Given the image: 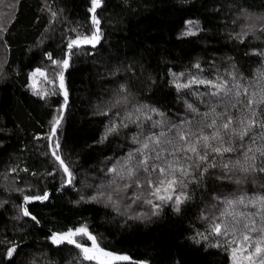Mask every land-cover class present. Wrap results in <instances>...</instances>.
<instances>
[{"label":"trees","instance_id":"trees-1","mask_svg":"<svg viewBox=\"0 0 264 264\" xmlns=\"http://www.w3.org/2000/svg\"><path fill=\"white\" fill-rule=\"evenodd\" d=\"M92 8V0H0V20L13 17L0 31V264H96L74 245L51 241L52 234L81 226L103 249L134 261L232 264L227 245L212 246L232 236H211L209 229L239 220L247 231L243 223L259 229L264 221V104L258 103L264 96V0H101L98 45L69 51L73 40L93 35ZM67 57L68 104L52 145L72 174L64 188L50 136L65 105L58 88L64 67L53 61ZM37 69L46 79L35 91ZM193 79L191 87L177 89ZM200 80L225 90L212 96L218 89ZM250 100L255 103L248 107ZM250 121L242 140L233 135ZM217 132L234 151L210 153L199 169L189 168L198 157L184 149L196 145L203 153L197 138ZM209 143L221 146L219 139ZM145 156L152 158L150 175L138 168ZM153 165H171L169 179L172 169L188 170L183 177L175 172L186 185L177 189L187 196L183 203L151 195L160 177ZM129 167L136 176L129 177ZM48 192L46 202L26 204L35 220L24 217L25 197ZM261 235L251 233L254 240ZM75 239L90 246L87 237Z\"/></svg>","mask_w":264,"mask_h":264},{"label":"snow or ice","instance_id":"snow-or-ice-1","mask_svg":"<svg viewBox=\"0 0 264 264\" xmlns=\"http://www.w3.org/2000/svg\"><path fill=\"white\" fill-rule=\"evenodd\" d=\"M93 8L92 11L95 10L96 7H99V0H92ZM93 23L98 24L99 21L93 17ZM83 42L84 43H94L96 42L99 37L94 33L91 37H83ZM81 38L78 37L76 40H73L69 45L68 48L71 49L74 45L78 46ZM51 58V57H50ZM54 64L56 63H61L64 68L68 67L69 61L68 59H64L61 62L53 61ZM197 68H199V64L196 65ZM37 72H40L39 69L36 70ZM41 75H44V73H40ZM193 83H197L195 79L190 80L186 84H176L177 89L181 88H189ZM200 84H208L211 85L212 87H215L218 89L217 92L211 93L212 96H217L219 95V92L225 90V86L223 84L216 83L214 84L212 81H205V80H200L198 81ZM63 86V77L61 74V87ZM236 88H239L240 85H235ZM244 93H247V90H244ZM241 94L240 91L236 92V95L239 96ZM255 103L254 101H248L247 105L248 107H251V105ZM258 103L264 104V96L261 97V99L258 101ZM191 107V105H189ZM155 111V109H153ZM215 111V109H213ZM148 119H151L150 117ZM59 119H54L53 121V127H52V132L55 134V129L56 126L59 124ZM233 121L231 118L227 120L226 123L222 124V128L225 130H228L230 128V125H232ZM243 121H241V124ZM254 122L250 121L247 125L246 128H241L239 131H236V129H233V135L236 136L238 139L242 140L248 133L251 131L252 124ZM215 124V121H213V125ZM126 126V125H125ZM154 127L156 126L155 124L153 125ZM208 127H211L212 125H207ZM260 127H264V123L260 125ZM115 129H109V131H114ZM160 136H164L165 133L161 132L159 134ZM148 140L153 141L156 145H159L161 143L159 138H156L153 140L152 136L147 137ZM210 139L215 140L219 139L221 141V146H214L209 143ZM180 140L184 141L186 140V135L181 134L180 135ZM135 142V138H134ZM168 143H171V141H167ZM203 142L202 147L204 149L203 153H201L196 145H191L189 148L184 149V151H190L198 157V162L194 163V165H189V168L195 167L196 169H199L201 164H203L205 161L208 160V156L210 153H217V154H224V153H229L234 151L232 147H223V139L222 137L219 136V133H214L211 137L206 136V135H200L197 138V144H200ZM56 148H59V144L57 143L55 145ZM144 149L149 148L148 143L143 144ZM138 152L140 151L139 149L137 150ZM177 151H180V149H177ZM53 155H55V152H53ZM261 155H264V151L261 152ZM57 160H60V163L63 165V160L59 156H56ZM129 161L133 159V153H129L128 157ZM152 159L151 157L145 156L143 160L138 161V168H142V170L145 173H149V161ZM155 159H161V152H157ZM188 159H191L189 157ZM212 167H215V165H212ZM226 167V165H225ZM169 169H171V165H169ZM169 169H165L163 167H157L155 165L152 166V172L158 171L160 173V177L157 178L155 186H154V191L151 193V195L155 196L156 199L160 201H173L176 203L178 206L179 204L184 202V199H187V196L183 193V191L177 192V189L180 188L182 189L183 187H186L184 181L180 179L179 177L175 176V172L179 171L180 176H187L189 174L188 170L184 167H180L179 169H172L173 176L172 178H167L166 173L168 172ZM259 170L261 172H264V166H260ZM64 171L68 173L69 176V183H71V173L69 172L68 168L65 167ZM111 171L116 172V169H111ZM128 175L129 177H134L136 176L137 170L129 167L128 168ZM204 171H207V168L204 169ZM245 172L249 171V169H244ZM150 175V173H149ZM149 185H151L153 182L151 179H148L146 181ZM241 181L237 180L236 183H240ZM136 183V180H133V184ZM165 185H167L165 187ZM132 185H126L125 189L126 190L128 187H131ZM119 191V189H117ZM161 192L165 193H172L168 195H161ZM26 200L29 199H37V200H43L47 199V193H45L43 196H36V197H25ZM93 200L96 199V197H92ZM111 196H109V200L111 201ZM139 199V197H137ZM243 203V200L240 201ZM260 202L264 204V197L260 198ZM146 203L152 204L153 208L159 207L156 204H153L151 200H147ZM229 204H231V201H228ZM179 211V207L176 209ZM24 214L28 215L27 209L24 210ZM154 215L156 214L155 212L153 213ZM223 215V214H222ZM35 219V217H33ZM241 224V221L237 220L235 223L228 224V223H213L211 228L209 229V235L211 236H216V237H228L229 235L232 236V239H225L222 243L218 242L213 244V247H221L223 245H227L226 250H230V255H231V260L232 264H243L244 261H248V264H257V260L255 257H259V264H264V247H261V244L264 243V235H261L260 238L258 239H253L251 236V233L259 231L261 234H264V221H262V226L261 228L257 229L254 227V222H245L242 224L243 229H246L247 231H241V228L238 227V225ZM202 235V234H201ZM81 236V237H87L88 241H91V245H85L80 242H78L75 237ZM205 240L209 239V236H203ZM51 240L54 244H61L67 242L68 244H73L76 248H79L81 250V253L83 255V259L88 260V261H96V264H114L115 261H128L130 258L125 255H118L114 254L112 252L106 251L105 249L101 248L99 246V243L96 239L95 236H93L87 229L86 226H81L77 227L75 229H69L65 233H54L51 237ZM16 251L15 247L9 248L7 250V256L11 257L13 253Z\"/></svg>","mask_w":264,"mask_h":264},{"label":"water","instance_id":"water-1","mask_svg":"<svg viewBox=\"0 0 264 264\" xmlns=\"http://www.w3.org/2000/svg\"><path fill=\"white\" fill-rule=\"evenodd\" d=\"M100 7H101V0H99V7H96L95 8V10L94 11H92L91 10V22H92V25H93V29H94V32H93V34L95 33L98 37H99V39L96 41V42H94V43H84V42H79V44H78V46H76V45H74L71 49H69L68 48V50L69 51H73V50H75V49H78V48H82V47H89V48H96V46L98 45V43H99V41H100V26L98 25V24H94L93 23V17H95V19H96V16H97V12L99 11V9H100ZM67 59H68V61L70 62V59L67 57ZM70 64V63H69ZM69 64H68V67L67 68H64V72H63V74H62V77H63V86L61 87V77L59 78V81H58V88H59V90L61 91V93H62V96H63V98H64V100H65V105H64V108H63V111H62V114H61V116H60V118H59V124L56 126V129H55V134H53V132H52V134H51V136H50V148H51V152H52V155H53V152H54V150H53V138H54V136L56 135V133H57V130H58V128L60 127V125H61V123H62V121H63V118H64V116H65V112H66V107H67V104H68V96H67V91H66V88H65V75H66V72H67V70H68V68H69ZM54 156V158H55V160L61 165V167H62V169H63V172L65 173V175H66V184H65V186H64V188H68V187H70L71 186V184H72V176H71V183H69L68 181H69V176H68V173H66L65 171H64V168L66 167V165L64 164V162H63V165L60 163V160H57L56 159V154L55 155H53ZM62 160V159H61ZM50 193L51 192H48L47 193V199H43V200H37V199H29V200H26L25 199V201H24V203H25V205L23 206V214H24V210L25 209H27V211H28V213H29V210H28V205L29 204H33V203H44V202H46L48 199H49V197H50ZM26 204H28V205H26ZM24 217H26V218H29V219H32V220H35V219H33V217L30 215V213L28 214V215H25L24 214ZM63 233H65V232H63ZM53 235V234H52ZM52 241V240H51ZM90 242V245H91V241H89ZM61 244H68L67 242H65V243H61ZM73 245V244H72ZM100 246V245H99ZM102 248V247H101ZM106 251H108V250H106ZM110 252V251H109ZM113 253V252H112ZM115 254V253H114ZM118 255H121V254H118ZM126 256V255H125ZM129 257V256H128ZM130 258V257H129ZM114 263H116V264H131V263H133V264H147L146 262H139V261H134V260H132V258H130V260H128V261H115Z\"/></svg>","mask_w":264,"mask_h":264},{"label":"rangeland","instance_id":"rangeland-1","mask_svg":"<svg viewBox=\"0 0 264 264\" xmlns=\"http://www.w3.org/2000/svg\"><path fill=\"white\" fill-rule=\"evenodd\" d=\"M12 19H13L12 15H8V14H5L3 20L1 18V20H0V31L1 32H4L7 29L8 25L12 22ZM41 72L42 71H40V72L34 71L31 74V85L35 89V91L39 90L40 82L42 80L46 79L45 78V73L42 72V73H44V75H41L40 74Z\"/></svg>","mask_w":264,"mask_h":264}]
</instances>
